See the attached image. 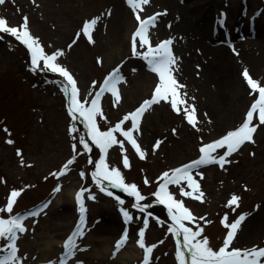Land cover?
<instances>
[{
    "label": "rangeland",
    "instance_id": "1",
    "mask_svg": "<svg viewBox=\"0 0 264 264\" xmlns=\"http://www.w3.org/2000/svg\"><path fill=\"white\" fill-rule=\"evenodd\" d=\"M143 9L139 12L141 19L161 14L149 29L150 42L155 46L164 40L173 41L170 47L178 58L173 74L184 85L179 91L186 93L187 104L196 109V126L187 122L183 106H179L178 113L170 103L161 101L143 114L139 132L133 133L144 158L115 133L124 147L114 145L106 160L120 170L126 183L137 185L146 197L141 203L151 205L146 210L151 216L144 236L147 246L155 245L150 264H178L176 237L168 231V209L156 203L152 194L162 183L159 178L164 172L198 159L200 147L237 128L258 97V93L250 94L252 90L242 73L247 69L264 86V0H150ZM24 17L46 54L63 50L58 63L73 75L82 101L85 97L90 101L89 93L94 95L104 79L119 69V101L110 92L100 100L103 118L98 116L97 124L101 131L114 127L151 98L159 78L141 56L133 55L132 35L138 22L126 0H109L98 6L90 0H6L0 5V18L8 26L18 27ZM93 18L99 20L89 41L81 29ZM146 50L137 41V51ZM30 67L28 49L10 34L0 33V207L6 206L11 191H21L13 212H0V218L26 215L48 203L38 216L24 220L26 231L18 234L16 241L21 264H59L64 248L52 259L42 257L43 248L50 238L51 247L64 244L76 229L80 211L75 194L81 188L88 189L83 196V236L77 238L78 247L66 264H106L107 257L109 261L142 264L144 252L136 241L144 214L132 208L134 197L105 182L113 193L110 197L94 184L91 172L100 151L88 138L83 120H73L69 115L68 99L62 91L66 81L49 70L33 72ZM253 123L259 125L255 116ZM123 127L131 128V121ZM73 128L75 131H71ZM80 136H84L90 152L84 151ZM158 140L162 143L154 150ZM253 141L244 143L228 157L230 163L223 168L213 164L196 170L203 174V179L195 177L204 192L203 202L180 196L179 186H169L175 198L195 216L208 221L197 223L214 250L222 246L227 232L221 223L225 216L229 223L242 214L264 223V125L258 126ZM224 151L218 149L216 155ZM124 156L128 158V168L123 165ZM73 158L66 175H53ZM81 172L85 173L83 178ZM58 186L61 190L54 192ZM185 190L190 191L186 185ZM89 194L95 198L89 199ZM232 195L240 198L238 207L227 206ZM116 197L124 204H119ZM122 208L133 216L131 223L125 224ZM63 211L64 218L60 215ZM100 222L116 223L115 233L99 234L95 226ZM186 226L196 230L194 224L186 222ZM125 229L129 234L127 242L116 251V242ZM6 243L0 240V246ZM253 246L264 247V225L242 240L236 236L231 247ZM106 247L110 248L109 254L102 252ZM126 255L127 259L117 258Z\"/></svg>",
    "mask_w": 264,
    "mask_h": 264
},
{
    "label": "snow or ice",
    "instance_id": "2",
    "mask_svg": "<svg viewBox=\"0 0 264 264\" xmlns=\"http://www.w3.org/2000/svg\"><path fill=\"white\" fill-rule=\"evenodd\" d=\"M5 2L6 0H0V5ZM126 3L132 9L138 22V26L132 35L133 55L141 56L142 59L146 61L149 70L158 76L159 83L155 86L150 99L144 100L138 108L125 115L123 120L106 131H101L97 124V117L103 118L100 100L104 93L110 92L112 96L116 98V101H119L117 85L122 81L119 69L113 70V72L104 79L103 83L99 86V90L96 91L94 95L89 93V95L92 96L90 101L87 97L82 101L80 99L77 82L73 75L58 63V58L64 55L63 50H57L52 54H46L39 39L31 34L27 17L23 18V23L18 27L8 26L6 20L0 18V33L10 34L16 41L28 49L31 56V71L49 70L58 74L66 81L62 87V91L68 99L69 115L73 120L78 118L83 120L84 126L87 129L88 138L100 151L99 159L94 161L95 170L91 172L92 180L101 192L106 193L110 197L113 196V193L108 190V187H105V182H107L109 187L118 188L128 196L134 197L135 202L132 208L144 214L143 227L139 229V238L136 243L144 252L142 264H150L151 253L155 245L147 246L144 236L145 230L149 225L148 217L151 216V213L146 210L149 209L151 205L141 203L145 201L146 197L141 194L137 185L125 182L120 170L116 167H111L107 163L106 156L109 149L114 145H120L121 149H123V142L118 140L115 135V133H119L131 144L140 158H144L145 153L141 150L133 133L139 132L140 119L152 105L165 101L170 103L171 108L178 113L181 111L179 106H183L185 118L193 127L196 126V109L193 105L187 104V101L184 99L186 93L182 95L179 91L184 85L180 84L173 74L176 71L178 59L173 55L170 47L173 41L171 39L164 40L155 46L150 42L149 29L155 26L157 18L161 14L157 13L141 19L139 12L144 10L143 6L148 5L150 0H126ZM98 20L99 18H93L90 21H86L82 26L81 32L89 41H92L91 33L97 25ZM137 41L140 48H146L147 50L143 53L138 52ZM73 43H75V41H73ZM69 47H71V45H69ZM41 62L43 64L42 68L40 67ZM242 76L247 86L252 90L250 94L258 93V97L251 104L243 122L234 130L228 131L221 136V138L200 147V156L198 159L181 167L164 172L159 178L162 183H160L157 190L152 194L155 197L156 203L165 205L168 209L169 218L171 220V223L168 225V231L176 237V259L178 264H264V247L253 246L246 249L231 247L239 231V226L246 218L245 215H240L231 223L228 222L227 216L222 218L221 223L227 229V232L223 239L222 246L219 247L218 250H214L210 246L209 239L202 235L203 228L199 227L197 223L200 220H205V218L195 216L181 200L175 198L174 194L169 191L170 185L179 186L180 196L191 197L192 199L203 202L204 192L201 190L200 184L195 178L200 177V179H203V174L196 170L203 166L213 164L223 168L225 164L230 163L228 157L238 151L244 143L254 142L253 135L257 131L258 126L264 125V86H261L257 80L253 79L247 69L244 70ZM95 86L96 82L94 81L93 87ZM254 116L258 119L259 125L253 123ZM127 121H131V128L125 130L123 125ZM71 131H75V128L71 129ZM7 142L9 144L12 143L11 140ZM79 142L83 146L85 152H90L92 150L85 141L84 136H80ZM161 143L162 141L158 140L153 146L154 150L158 148ZM73 147L75 151V146ZM218 149H226V151L223 152V155H216ZM17 155H20L19 150ZM73 162L74 158L68 160L62 169L57 173H53V175L57 177L66 175L69 166ZM89 162L93 163V161ZM123 165L125 168L130 166L127 156L123 158ZM80 175L81 178H83L85 173L81 172ZM145 183L147 184L148 182L145 181ZM185 185L190 191L185 190ZM60 190L61 188L58 186L54 189V192H59ZM87 191L88 189L81 188L75 194V200L80 211V220L76 229L64 242V257L61 258L59 264H66V260L72 257L74 250L78 247L76 243L77 238L83 236L82 229L85 220L83 196ZM20 195L21 191H11L6 206L0 207V212L12 213L13 206ZM88 198L94 199L95 197L89 194ZM116 199L119 204H124V201L119 197H116ZM239 199L238 196L232 195L227 202V206L231 207L235 205L238 207ZM47 207L48 203L45 202L39 209L29 211L26 215L17 214L10 215L7 219L0 218V240L7 241L5 245L0 246V253H5L0 256V264H21L16 241L18 239V234H22L26 231L24 220L28 216H38ZM121 211L125 224L131 223L133 216L130 212L123 208ZM186 222L196 225V230L186 226ZM205 222L208 223L206 220ZM128 235V231L125 229L121 238L116 242V251H119L126 244Z\"/></svg>",
    "mask_w": 264,
    "mask_h": 264
},
{
    "label": "bare ground",
    "instance_id": "3",
    "mask_svg": "<svg viewBox=\"0 0 264 264\" xmlns=\"http://www.w3.org/2000/svg\"><path fill=\"white\" fill-rule=\"evenodd\" d=\"M92 4L94 5H106V3L109 1V0H90ZM74 191V188H72V190L70 191L71 193ZM63 208H64V205H63ZM60 210H62V207H60ZM61 217L64 218L66 216V213L63 211L60 213ZM59 217V218H61ZM263 221L260 220H256V219H250V217H246L245 220L241 223V225L239 226V231L237 232V239L239 240H242L243 238H247L249 237L250 235L252 234H255L257 231H259L260 229L263 228ZM117 224L116 223H113V224H110V223H105V222H100L99 224H97L95 227L97 230H99V234L101 235H107V234H113L115 233L116 231V228H117ZM59 229V225H56L55 226V230ZM120 232V231H119ZM118 232V233H119ZM51 236V235H49ZM53 241V239H48V241L46 240V245L44 248H43V258L45 257H48L50 259L54 258L57 253L59 251H61L64 247L61 245H59L58 247H51L49 246L51 244V242ZM61 243V241L59 242ZM28 245H31L29 244V242H27ZM64 245V244H63ZM63 247V248H62ZM109 251H110V248L106 247L102 252L105 253V254H109ZM101 252V253H102ZM117 258H122V259H127L128 258V255H126V257H121V256H118ZM106 264H126L125 261H120V262H117L115 260L113 261H109L108 260V257L106 258Z\"/></svg>",
    "mask_w": 264,
    "mask_h": 264
}]
</instances>
